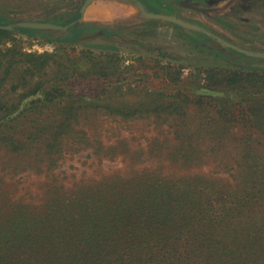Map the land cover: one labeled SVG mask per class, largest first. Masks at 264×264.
Listing matches in <instances>:
<instances>
[{
    "label": "rangeland",
    "instance_id": "374dc122",
    "mask_svg": "<svg viewBox=\"0 0 264 264\" xmlns=\"http://www.w3.org/2000/svg\"><path fill=\"white\" fill-rule=\"evenodd\" d=\"M182 1L115 0L117 8H145L147 13L138 17L123 14L110 23L95 24L80 21L85 0H0V25L13 26L7 33H0V65H14L0 82V102H19L21 109L26 107L38 96L20 99L26 89L17 85L23 71L30 65H49L50 72L51 65L65 62L82 70L97 63L117 65L122 73L118 79L127 77L128 83L115 98L143 103L152 100L145 104L150 120L124 121L97 114L91 122L79 123L75 130L91 135L90 146L59 156L48 177L27 170L3 171L0 159V225L9 216L16 217L13 201L22 197L34 211L31 217L44 219L50 213L58 228L76 232L82 229V219H94L97 225L110 227L111 217L103 215L108 206L122 202V209H126L127 204H139L150 194L144 191L148 183L153 185V192H159L175 181L193 182L196 176L209 181L217 197L223 194L229 202L244 195L249 199L251 190L244 188L258 181L247 177L246 168L264 166V78L252 76L244 88L225 91L211 92L203 87L209 69L264 74V0H193V8L182 6ZM31 21L66 28L33 30L17 26ZM99 30L104 34L80 39ZM97 47L114 48L102 52ZM38 80L31 78L28 83L35 85ZM129 83L133 88L125 87ZM72 87L82 94L95 91L87 82L78 81ZM150 96L156 99H148ZM179 97L190 101L186 103L189 118L185 128L194 134L191 142L197 148L191 163L184 162L185 150L173 156L179 145L168 142L170 133L179 127L170 128L169 123L155 120L161 113V109H155ZM249 150L252 153L247 155ZM138 178L141 182L137 185L133 180ZM206 192L201 194L203 198ZM99 194L106 197L105 203L75 204L89 203L90 195ZM9 195L14 197L10 199ZM121 196L120 201L117 198ZM257 219L255 215L252 218L255 222ZM224 221L226 225L229 220ZM241 222L247 221L238 219L234 225L239 227ZM42 224L41 220L34 234L37 243L45 240L40 236ZM228 227L234 228L231 224ZM32 255L29 252L18 257Z\"/></svg>",
    "mask_w": 264,
    "mask_h": 264
},
{
    "label": "trees",
    "instance_id": "16d2710c",
    "mask_svg": "<svg viewBox=\"0 0 264 264\" xmlns=\"http://www.w3.org/2000/svg\"><path fill=\"white\" fill-rule=\"evenodd\" d=\"M7 32L0 29L1 34ZM113 48L97 47L102 52ZM51 59L55 60L54 56ZM13 66L0 65L3 75L0 82ZM48 66L30 65L18 80L17 85L26 88L21 93V100L29 95H37L38 99L28 102L22 109L19 102H0V159H3V171L17 173L27 170L48 177L59 156L90 146L91 135L86 130H75V126L83 121V124L91 122L97 114L124 121L151 119L145 104L152 100L143 103L115 98L116 92L128 83L127 77L118 79L122 73L117 65L97 63L82 70L78 65H67L65 62L51 65L53 68L47 72ZM205 73L203 88L211 92L244 88L243 85L251 81L252 76L264 78V74L241 70L221 73L209 69ZM26 75L29 77L26 78ZM36 77L40 80L30 85L28 80ZM78 81L87 82V85L93 86L91 91H95L90 94L76 92L72 85ZM262 85L264 87V82ZM125 87L133 88L131 83ZM76 98L83 101L79 102ZM187 102L190 101L179 97L166 106L161 104L155 109H161L155 120L169 123L170 128L179 127L170 133L172 138L168 142L179 145L173 156L185 150L184 162L191 163L197 148L191 142L194 134L185 128L189 118ZM247 152V155L252 153L251 150ZM263 168L262 165L246 168L247 177L258 181L244 188L251 190L249 199L244 195L241 200L229 202L223 194L217 197L212 184L197 176L193 182L184 179L170 183L159 192H153V185L148 183L144 191L150 194L139 204H127L126 209H122L123 203L115 202L114 206L104 209L103 215L111 217L110 227L99 226L94 219H82L79 221L82 229H76V232L56 227L50 213H46L44 219L36 220L31 217L34 211L23 203L22 197L14 198L17 211L12 214L15 213L16 217L12 219L9 216L5 224L0 225V264H264ZM139 179L133 181L138 185L141 182ZM203 192L207 194H203L205 198L201 195ZM51 194L56 195L54 191ZM13 197L9 195L10 199ZM50 198L57 204L54 197ZM88 199L89 203L78 201L75 204L83 206L106 201L102 194L90 195ZM117 199L121 201L123 197ZM220 200L225 202L221 204ZM254 215L258 218L257 223L252 220ZM25 218L27 223L23 222ZM243 218L247 222H241L240 229L234 222ZM225 219L229 220L226 225ZM41 220L40 236L45 240L37 243V235L34 234ZM230 224L234 228L228 227ZM221 231L225 233L221 234ZM72 236L78 239L71 240ZM228 238L233 240L228 241ZM29 252L33 255L18 257Z\"/></svg>",
    "mask_w": 264,
    "mask_h": 264
},
{
    "label": "crops",
    "instance_id": "0c3cea01",
    "mask_svg": "<svg viewBox=\"0 0 264 264\" xmlns=\"http://www.w3.org/2000/svg\"><path fill=\"white\" fill-rule=\"evenodd\" d=\"M145 12L147 13L145 8H142L141 10L136 9L135 11H129L124 7L117 8L115 6V0H93L87 6L86 10L84 11L83 19H81L80 21L103 24L110 23L111 21L124 16L123 14L130 13L138 17L139 15L142 16V13Z\"/></svg>",
    "mask_w": 264,
    "mask_h": 264
},
{
    "label": "water",
    "instance_id": "95a60500",
    "mask_svg": "<svg viewBox=\"0 0 264 264\" xmlns=\"http://www.w3.org/2000/svg\"><path fill=\"white\" fill-rule=\"evenodd\" d=\"M93 0H85L82 8H81V12L83 13L87 6L92 2ZM192 0H185V1H182L181 2V5L184 6V7H189V8H193L191 5H190V2ZM18 27H21V28H28V29H33V30H63L65 29L66 27H63L61 25H57V24H53V23H48V22H34V21H31V22H20L17 24ZM0 29L2 30H11L13 29V26H3V25H0ZM104 32L102 30H99V31H95V32H92V33H89L87 35H84L82 37H80L81 40H90V39H93V38H96L98 36H101L103 35Z\"/></svg>",
    "mask_w": 264,
    "mask_h": 264
},
{
    "label": "flooded vegetation",
    "instance_id": "af4514ba",
    "mask_svg": "<svg viewBox=\"0 0 264 264\" xmlns=\"http://www.w3.org/2000/svg\"><path fill=\"white\" fill-rule=\"evenodd\" d=\"M185 1V0H184ZM193 1V0H192ZM192 1L190 2V4H192Z\"/></svg>",
    "mask_w": 264,
    "mask_h": 264
},
{
    "label": "bare ground",
    "instance_id": "6f19581e",
    "mask_svg": "<svg viewBox=\"0 0 264 264\" xmlns=\"http://www.w3.org/2000/svg\"><path fill=\"white\" fill-rule=\"evenodd\" d=\"M123 10V9H122ZM110 15V14H109ZM108 16V15H107ZM117 16V15H116ZM119 16V15H118Z\"/></svg>",
    "mask_w": 264,
    "mask_h": 264
}]
</instances>
